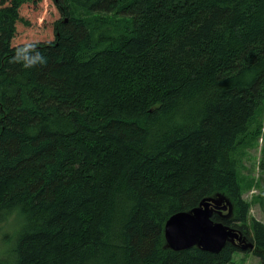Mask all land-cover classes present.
Listing matches in <instances>:
<instances>
[{
    "label": "trees",
    "instance_id": "1",
    "mask_svg": "<svg viewBox=\"0 0 264 264\" xmlns=\"http://www.w3.org/2000/svg\"><path fill=\"white\" fill-rule=\"evenodd\" d=\"M29 44L45 65L15 61ZM263 128L264 0H0V264L263 257L236 156ZM216 193L254 249L167 248V218Z\"/></svg>",
    "mask_w": 264,
    "mask_h": 264
},
{
    "label": "water",
    "instance_id": "2",
    "mask_svg": "<svg viewBox=\"0 0 264 264\" xmlns=\"http://www.w3.org/2000/svg\"><path fill=\"white\" fill-rule=\"evenodd\" d=\"M225 210L227 217L232 211L231 202L222 194L216 193L214 196L204 197L190 210L173 213L164 223L165 246L175 251L196 246L204 251L217 253L226 242H230L241 250H253L254 244L236 228L212 220L214 211Z\"/></svg>",
    "mask_w": 264,
    "mask_h": 264
},
{
    "label": "rangeland",
    "instance_id": "3",
    "mask_svg": "<svg viewBox=\"0 0 264 264\" xmlns=\"http://www.w3.org/2000/svg\"><path fill=\"white\" fill-rule=\"evenodd\" d=\"M264 131V128H263ZM264 139L259 138L257 144L245 150L243 156L239 150L236 156L240 157L242 162L241 175L243 181L252 180V186L246 190L243 197L251 201L250 216L264 224V211L260 205L254 201L255 196L259 190L264 188V170L260 169V162L263 160L262 147ZM260 188V189H259ZM227 213V211H224ZM232 212V211H231ZM17 219L10 216L8 219L0 221V256L6 248V241L11 238V233L16 227ZM238 244V242H236ZM3 256V254H2ZM263 257L252 254L250 252L236 251L233 254L232 262L230 264H263Z\"/></svg>",
    "mask_w": 264,
    "mask_h": 264
},
{
    "label": "clouds",
    "instance_id": "4",
    "mask_svg": "<svg viewBox=\"0 0 264 264\" xmlns=\"http://www.w3.org/2000/svg\"><path fill=\"white\" fill-rule=\"evenodd\" d=\"M14 59L16 62L22 63L24 68H34L37 65L43 66L47 63L46 56L38 51L34 44L17 49Z\"/></svg>",
    "mask_w": 264,
    "mask_h": 264
}]
</instances>
